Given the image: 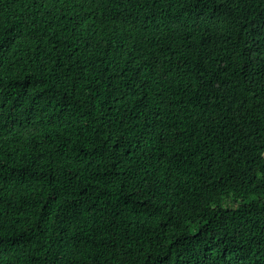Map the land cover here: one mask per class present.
I'll return each mask as SVG.
<instances>
[{"label": "trees", "instance_id": "16d2710c", "mask_svg": "<svg viewBox=\"0 0 264 264\" xmlns=\"http://www.w3.org/2000/svg\"><path fill=\"white\" fill-rule=\"evenodd\" d=\"M0 264H264V0H0Z\"/></svg>", "mask_w": 264, "mask_h": 264}]
</instances>
